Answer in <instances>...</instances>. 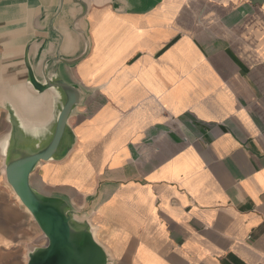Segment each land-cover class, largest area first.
I'll list each match as a JSON object with an SVG mask.
<instances>
[{
    "label": "crops",
    "instance_id": "1",
    "mask_svg": "<svg viewBox=\"0 0 264 264\" xmlns=\"http://www.w3.org/2000/svg\"><path fill=\"white\" fill-rule=\"evenodd\" d=\"M81 12L0 0V60L60 50L86 92L75 143L32 185L70 203L109 264H264V0H92ZM8 114L0 105V138ZM5 161L0 264H27L48 241Z\"/></svg>",
    "mask_w": 264,
    "mask_h": 264
},
{
    "label": "water",
    "instance_id": "2",
    "mask_svg": "<svg viewBox=\"0 0 264 264\" xmlns=\"http://www.w3.org/2000/svg\"><path fill=\"white\" fill-rule=\"evenodd\" d=\"M73 1L82 8L79 20L92 0ZM74 29L83 33L77 26ZM87 51L88 45L79 57ZM78 61L63 56L60 50L55 56L31 60L30 45L24 60H0V105L9 111L11 123L0 138L7 180L48 241L30 251L27 264H109L92 226L77 218L70 203L41 192L31 183V173L42 161L63 158L75 143L69 119L86 92L65 76L63 66ZM23 94L36 106H27Z\"/></svg>",
    "mask_w": 264,
    "mask_h": 264
},
{
    "label": "bare ground",
    "instance_id": "3",
    "mask_svg": "<svg viewBox=\"0 0 264 264\" xmlns=\"http://www.w3.org/2000/svg\"><path fill=\"white\" fill-rule=\"evenodd\" d=\"M32 1H34V0H29V2H32ZM22 99H23V101L27 104V106L29 105L30 107H34V106H36L31 100H30V98L26 95V94H23L22 95ZM41 164H42V162H41ZM17 198L20 200V202H22L21 201V199H20V197L17 195ZM29 210V209H28Z\"/></svg>",
    "mask_w": 264,
    "mask_h": 264
},
{
    "label": "rangeland",
    "instance_id": "4",
    "mask_svg": "<svg viewBox=\"0 0 264 264\" xmlns=\"http://www.w3.org/2000/svg\"><path fill=\"white\" fill-rule=\"evenodd\" d=\"M60 172H62V173H63V170H62V168H60V169H57V170L54 172V175L52 176L54 180H59V178H58V176H57V175H59V173H60ZM59 176H60V175H59Z\"/></svg>",
    "mask_w": 264,
    "mask_h": 264
}]
</instances>
